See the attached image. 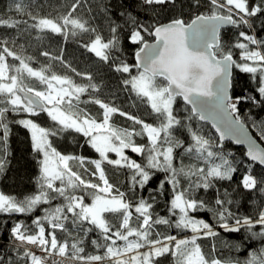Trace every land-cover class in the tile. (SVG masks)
<instances>
[{
    "label": "snow or ice",
    "instance_id": "1",
    "mask_svg": "<svg viewBox=\"0 0 264 264\" xmlns=\"http://www.w3.org/2000/svg\"><path fill=\"white\" fill-rule=\"evenodd\" d=\"M78 2L72 5L67 15L57 19L32 15L16 3L15 11L28 15L33 23L28 25L27 21L0 17V27L16 29L24 24L32 29L64 35L65 29L71 26L73 35L77 34V30L96 33V28H90L87 21L72 17ZM142 4L157 13L158 9L176 8L177 0H142ZM189 7L197 9L198 13L190 22L183 18L182 11L167 23L157 20L148 24L140 22L131 12L119 13L126 18L125 24L130 29L127 39L138 46L134 54L135 64L113 55L114 52H121L120 32L123 26L110 17V36L105 39L97 33L90 43L84 45L102 61L114 65L116 72L128 74V78L123 80L124 87L149 103L158 121L155 125L99 98L91 100L103 110L99 118L94 117L81 109L79 103L81 95L89 89L99 91L96 84L79 85L70 77L52 73L46 67L33 68L27 62L31 60L30 57L24 58L6 46L0 48V152L4 153L0 155V175L7 165V141L11 132L7 113H27L31 116L46 113L59 126L47 129L32 119L17 121L30 131L33 150L42 157L38 161L39 190L23 199L0 191V213L31 214L42 204L51 205L56 199L63 201L60 205L44 209V216L33 221L38 229L35 234H28L27 226L23 223H16L12 227L11 235L18 242L15 247L18 253L25 245L38 246L44 253L42 257L28 249L23 251L21 259L30 260V264H48L49 257L67 258L78 264H104L105 261L108 264H157L155 258L171 254L175 258L174 264H240L239 260L220 259L203 251L197 243L199 234L216 237L219 233L211 224L191 215L197 211L213 212L219 226L228 232H240L243 228L253 238H264V178L257 179L251 174L242 177L240 187L259 192L262 202L255 217L235 216L228 207L233 204L229 198L231 194L227 190L220 193L216 185L220 181L233 179L238 170L236 162L224 153L222 143L214 142L212 138L194 130L190 123H183L174 111L176 98L182 97L187 105H191L188 121L193 116L200 121H211L220 142L231 138L237 144H246L247 157L264 165V146L249 135L237 108L241 99L256 102L255 97H237L233 100L228 91L230 70L235 67L245 73L259 74L262 86L258 91L264 96V39H257L248 31L240 30L237 40L228 45L222 36L226 26L254 30V20L264 17V0H259V3L254 0H190ZM201 8L207 11L200 12ZM102 11L107 16L109 9L104 7ZM148 36L154 37L156 42L149 43L146 39ZM2 43L7 44V41ZM250 45L255 47L251 48ZM233 48L239 50V62L233 57ZM42 55L47 57L50 54L43 52ZM8 57L18 61V66L9 64ZM134 69L136 74H132ZM25 78H34L44 89L29 86L24 82ZM87 79L91 81L92 77L88 75ZM117 113L126 116L134 125H140V130L114 127L110 120ZM181 128H186L190 136L187 146L177 135ZM66 130L86 137L101 159L86 161L83 156L65 155L57 151L50 137ZM258 131L259 139L264 141V124L259 126ZM138 136H146L147 144H137L134 137ZM126 149L144 156L145 163L131 159L126 155ZM178 149L193 163L185 165L182 160L178 162L177 158L181 155ZM109 153H115L118 158L109 159ZM72 161L81 167L86 162L94 165V170L89 174L98 176L102 184L86 179L73 170ZM105 161L109 165L132 170L133 189L137 186L143 189L152 179L153 170L167 173L174 193L169 212L172 216L179 213L174 227L190 229L194 235L179 240L172 235L161 239L159 233L154 237V225H172V221L153 217L151 209L155 198L152 202L140 198L135 204L126 199L125 193L109 182L102 167ZM84 172L88 173V169L84 168ZM181 179L187 181L186 187L181 186ZM210 189L217 194L215 207L211 208L205 200L195 196L198 190ZM86 197L90 198V203L85 202ZM133 210L138 214L135 227L131 224ZM109 214L119 217L120 223L111 224L107 218ZM230 219L233 221L231 224L228 222ZM66 222L82 229L85 234L93 228L98 229L106 243H92L97 248L105 249L103 255H86L85 249L79 246L83 241L71 244L58 242L55 230L68 232ZM45 223L52 229L47 235ZM85 223L89 227L84 228ZM257 225L260 231H252ZM117 241H123V246H118ZM0 264H12V261L0 255ZM52 264H62V261L53 259ZM244 264H264V248L259 253L252 252Z\"/></svg>",
    "mask_w": 264,
    "mask_h": 264
},
{
    "label": "trees",
    "instance_id": "2",
    "mask_svg": "<svg viewBox=\"0 0 264 264\" xmlns=\"http://www.w3.org/2000/svg\"><path fill=\"white\" fill-rule=\"evenodd\" d=\"M251 2V0H250ZM259 3V0H254ZM16 3L21 4L25 12H31L32 15L38 17H47L57 19L60 16L67 15L71 11L72 5L77 3V0H0V17H11L15 20L27 21L31 25L33 21L24 13H17L14 9ZM190 0H177V7H169L167 10L158 9L157 13H153L151 9L143 6L142 0H79L75 12L72 13L73 18H78L81 21H87L90 28H96V33L91 31L87 33L79 32L73 35L71 26L65 29L64 35L52 33L49 30L40 31L32 29L28 25L21 24L18 28L0 27V48L8 47L15 51L18 55L24 58H31L27 61L33 68L39 69L46 67L50 72L61 76L70 77L76 84L88 85L96 84L99 91L89 89L88 92L81 95L79 107L84 109L92 116L99 118L102 115V109L99 105L91 102L95 98H99L105 103H109L118 107L121 111L129 115L136 116L147 123L157 124L158 121L152 113L150 105L147 101L141 100L130 89L123 85V80L128 78V74L116 72L114 65L102 61L90 52L84 45L90 43L91 39L97 33L102 34L105 39L110 36L108 24L109 17L116 23L121 24L120 32L121 52H114L113 55H119L121 59L126 60L129 64H135L134 54L137 50V45H133L127 39L129 26L125 24V17L119 13L128 11L137 17L140 22L148 24L156 22L167 23L171 18L178 15L181 11L183 18L190 21L197 13V9L189 7ZM104 7L109 9L107 16L102 11ZM200 12L207 11L206 8H201ZM264 17L254 20V30L249 31L246 28L231 27L222 30V36L228 45L233 44L237 40V33L240 30L248 31L250 35H255L257 39H264ZM147 41H152L153 37H146ZM7 41V44L2 43ZM251 48L255 46L250 45ZM43 52H48L49 56L42 55ZM61 57V59H54ZM233 57L239 62V50L233 48ZM8 63L18 66L19 62L12 57L7 58ZM75 69V71H73ZM79 73V75H77ZM132 74H136L133 70ZM92 77L91 81L87 76ZM29 86L35 87L38 90H43L44 86L39 84L34 78H25L24 81ZM262 86L259 74H251L242 72L234 67L232 77V98L237 97H255V101L251 99H241L237 105L238 115L244 124L250 129L252 134L264 146V141L259 139L258 128L264 124V113L256 116L254 111L264 104V96L259 94V87ZM2 106V105H0ZM190 108L186 106L180 98H176L174 104L175 114L182 120L183 123H190L194 130L199 131L206 137H210L214 142L221 143L211 129L205 123H201L198 118L194 117L191 121L187 120L190 115ZM21 119H32L41 127L47 129L58 128L59 126L45 114L40 113L38 116H31L27 113H7V120L11 129L7 141V165L2 175H0V191L6 195H12L17 199H23L25 196L32 195L38 192L37 178L40 175L39 160L42 158L40 154L34 152L31 140L30 131L17 123ZM110 123L117 128H135L140 130V125H134V122L127 119L126 116H121L119 113L113 114ZM256 125V127H253ZM178 137L183 140L187 146L190 143V136L186 128H181L177 133ZM53 147L62 154L83 156L86 161L100 159L99 153L93 149L87 142L86 137L76 133L73 130L59 132L56 136L50 137ZM137 144H147L146 136L134 137ZM223 151L229 154L230 159L236 162L237 172L233 175L231 181H220L216 187L223 193L227 190L230 193V199L233 204L228 206L235 216H252L255 217L258 211L259 204L262 202V197L259 192H250L240 187L242 177L247 174L254 175L257 179L264 178V169L251 162L242 148L235 147L231 143H222ZM178 156V162L183 161L185 165L193 163L181 150ZM126 155L131 159H135L138 163H145V157L137 153L131 152L130 149L125 150ZM0 155H4L0 152ZM115 157L114 154H111ZM73 170L80 172L86 179H90L95 183H101L97 177H92L89 173L94 170V165L85 163L81 167L76 161L70 162ZM102 167L105 170L109 182L114 184L119 191L125 193L126 199L133 204L137 203L140 198H144L148 202H152L155 198V203L151 209L154 218L164 217L172 221V225H154L153 236L159 233V238L172 235L179 239L191 238L194 235L190 229H177L174 227L175 220L179 219V213L172 216L169 212L170 200L174 195L172 186L168 182V174L163 171L153 170L154 174L149 183L140 189L138 186L133 189L131 176L132 170L114 165H109L106 161ZM84 168L88 169V173L84 172ZM59 183V182H57ZM163 184V188H161ZM181 186L186 187L187 181L181 179ZM115 194V193H114ZM215 190H198L195 196L205 200L208 206L215 207L214 201L216 198ZM86 203H90V198L86 197ZM62 199L53 200L51 205L42 204L31 214H8L0 213V255L6 259L10 258L12 264H30V260L21 259L23 251L27 250L24 246L18 253L15 250L18 244L11 235V229L16 223H23L27 226L28 234H35L38 229L33 221L44 216V209L62 204ZM194 218L204 220L211 224L214 230L219 233L216 237L204 236L199 234L197 243L206 254H211L217 258L224 260H239L240 264L249 258L252 252H257L264 248V238H253L246 229H241L240 232H228L219 226V222L215 214L211 211H197L191 213ZM137 216L133 210L131 224L137 226ZM108 220L111 224L117 225L120 223V218L115 215H108ZM230 224L233 221H228ZM68 232L55 230V235L58 242L67 241L69 244L83 241L82 246L85 249L86 255H103L105 249L97 248L93 241L97 244H105L102 234L98 229L93 228L91 232L85 234L82 229L75 228L70 222H66ZM46 235L51 232V226L45 223ZM84 228L89 227L87 223ZM252 231H260V226L257 225ZM69 233H71L69 235ZM123 241H117L118 246H123ZM213 246L215 251H213ZM145 249H141L144 251ZM67 258H59L62 264H78V262H65ZM157 264H174L175 258L171 254L155 258ZM104 264H108L107 261Z\"/></svg>",
    "mask_w": 264,
    "mask_h": 264
},
{
    "label": "water",
    "instance_id": "3",
    "mask_svg": "<svg viewBox=\"0 0 264 264\" xmlns=\"http://www.w3.org/2000/svg\"><path fill=\"white\" fill-rule=\"evenodd\" d=\"M190 22V21H189ZM232 26H226L224 29H227V28H231ZM223 29V30H224ZM156 41H155V38L153 37V40L152 41H149V43H155ZM134 60H135V57H134ZM135 63H136V61H135ZM233 71H234V67L230 70V72H231V74H230V77H229V79H230V87H229V89H228V91H229V95L232 97V93H231V91H232V77H233ZM177 98H180L182 101H183V99H182V97H177ZM233 99V98H232ZM183 103L186 105V106H188L190 109H191V105H187L186 104V102H184L183 101ZM199 120V119H198ZM200 121V120H199ZM201 123H205V124H207V125H209L210 127H211V129L214 131V133L216 134V136L218 137V139H219V134L215 131V128L212 126V122L211 121H200ZM246 126V125H245ZM246 128H247V131H248V133H249V135L250 136H252L253 138H256L253 134H252V132L250 131V129L246 126ZM257 139V138H256ZM231 143V144H233L235 147H238V148H242L244 151H245V154H246V152H247V145L246 144H237L233 139H231V138H227V139H225L224 141H222L221 143ZM257 142L258 143H260L258 140H257ZM261 144V143H260ZM261 146H262V144H261ZM246 157H247V155H246ZM248 158V157H247ZM249 160H250V158H248ZM251 161V160H250ZM251 162H253L254 164H256V165H258L259 167H261V168H263L264 169V165H261V164H259V162L258 161H251ZM12 214H15V213H12Z\"/></svg>",
    "mask_w": 264,
    "mask_h": 264
},
{
    "label": "rangeland",
    "instance_id": "4",
    "mask_svg": "<svg viewBox=\"0 0 264 264\" xmlns=\"http://www.w3.org/2000/svg\"><path fill=\"white\" fill-rule=\"evenodd\" d=\"M264 113V104L263 105H260L255 111H254V114L256 115V116H260V115H262ZM46 114V113H45ZM87 139V138H86ZM111 154H114V156L115 157H112L111 156ZM108 156H109V159H117L118 157H117V155L115 154V153H109L108 154ZM100 159H101V157H100ZM27 250L28 249H30L31 251H33L36 255H38V256H44V253L41 251V249H40V247H38V246H33V245H25L24 246ZM60 258V257H59ZM48 259V264H52V260L53 259H55V260H57L58 259V257H49V258H47ZM66 261L65 262H67V263H69V261L70 260H68V259H65ZM71 262V261H70Z\"/></svg>",
    "mask_w": 264,
    "mask_h": 264
}]
</instances>
